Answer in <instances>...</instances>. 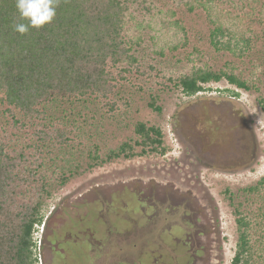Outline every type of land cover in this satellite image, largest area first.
<instances>
[{
	"label": "rangeland",
	"instance_id": "1",
	"mask_svg": "<svg viewBox=\"0 0 264 264\" xmlns=\"http://www.w3.org/2000/svg\"><path fill=\"white\" fill-rule=\"evenodd\" d=\"M230 2L240 7L239 14L248 13L247 25L257 37L244 61L214 50L209 36L213 28L202 10L188 12L179 0H156L157 11L174 15L162 27L150 17V26L145 21L143 29L127 26L124 40L132 46L136 64L129 66L130 73L118 72L122 78H117L111 99L65 103L51 111L72 129L80 126L84 144H95L100 156L134 142V126L140 122L162 133L164 154L119 159L92 169L82 159V148L74 146L73 154L82 162L80 173L53 189L41 213L43 221L49 217L56 235L64 223L58 226L59 218L65 221L66 216L51 219L55 208L74 219L87 213L94 222L99 219L94 234L98 241L89 238L84 264H134L147 243L153 246L147 249L152 264H179V258L192 252L197 254L195 264H230L237 231L225 191L236 193L264 176V114L257 94L224 81L204 85L203 92L188 97L167 80L204 63L218 70L233 61L247 70L253 60L264 68V0L250 5ZM227 6L223 10L231 9ZM175 21L183 33L171 26ZM43 229L41 223L34 235L38 264L74 263L67 253L55 252L47 239L40 249ZM199 229L204 233L195 239ZM261 237L255 231L258 249H263ZM67 239L58 237L56 242ZM255 260L264 264L260 257Z\"/></svg>",
	"mask_w": 264,
	"mask_h": 264
},
{
	"label": "trees",
	"instance_id": "2",
	"mask_svg": "<svg viewBox=\"0 0 264 264\" xmlns=\"http://www.w3.org/2000/svg\"><path fill=\"white\" fill-rule=\"evenodd\" d=\"M179 1L188 12H204L213 28L209 36L215 51L241 62L250 56L257 37L247 25L248 13L239 14L237 4L230 0ZM239 1L244 5L258 3ZM155 2L59 0L51 24L21 35L14 31V24L27 21L20 20L15 0H0V109L4 119L0 121V264H38L34 235L41 223L47 229L49 220L47 217L43 221L42 208L53 189L64 186L82 167L73 154L75 145L82 148V159L89 169L119 159L165 153L160 129L140 122L134 126V142H124L100 156L95 144H84L80 126L72 129L51 112L65 103L111 99L117 78H122L118 72L130 73L129 66L136 64L130 55L132 46L124 40L130 28L127 26L133 23L134 29H143L145 21L150 26V17L162 27L174 15L157 11ZM227 3L231 9L225 11L223 5ZM171 26L183 33L180 22H171ZM250 63L247 70H241L233 61L225 62L218 70L204 63L167 80L188 97L203 92L204 85L224 81L238 90L257 94V106L264 114V68L253 60ZM109 109L113 110V105ZM225 194L237 231L230 264H255L256 257L264 260V176L236 193L227 189ZM88 215L90 231L97 234V225ZM74 228L65 227L69 232ZM255 231L262 233L258 243L263 249L254 243ZM56 239L53 234L48 241ZM146 246L153 248L149 243ZM147 249L140 252L134 264H152ZM192 253L179 258V264H195L197 254ZM73 256L75 262L67 264H84L87 260L81 248H76Z\"/></svg>",
	"mask_w": 264,
	"mask_h": 264
},
{
	"label": "flooded vegetation",
	"instance_id": "3",
	"mask_svg": "<svg viewBox=\"0 0 264 264\" xmlns=\"http://www.w3.org/2000/svg\"><path fill=\"white\" fill-rule=\"evenodd\" d=\"M52 218L54 219L60 215H65V221L63 220V218H59V222H58V226H60L62 224V226H60L59 230H58V234L56 235L55 231H53V228L50 226L51 224L49 223L47 226V229L43 230V239L40 243V249H42L45 240H48V232L50 230H52V234H55V236L60 237V239L62 240V238L66 237L68 238L67 240H65L64 242H51L49 241V244L51 246H53V250L57 253H61V254H65L67 253V258L71 259L70 257H72V261L75 262V257L73 256L74 252H76V248H81L84 250V253L87 255L86 249L89 247V238L92 237V239L97 240L96 238H94V234L93 232H91L89 226H88V220H89V215L87 214H83V215H76L77 218L74 219L73 215L70 214H66L65 212H59V208H55L54 211L51 213ZM87 220V221H85ZM99 219H96L95 222L98 223V225L100 224V222L98 221ZM76 224V225H75ZM67 225H71V226H75V228L73 229L74 231L69 232L68 230L65 229V227ZM100 226V225H99ZM197 234L195 235V239L199 238V236H202L201 234L204 233L203 231H201L200 229L197 230ZM200 233V234H198ZM98 241V240H97ZM188 241H190L188 239ZM192 241V240H191ZM56 243V244H55ZM55 245V246H54ZM190 245L192 246L193 243L191 242ZM66 247V248H63ZM201 248V247H200ZM203 249V247H202ZM62 256V255H61ZM77 261V259H76Z\"/></svg>",
	"mask_w": 264,
	"mask_h": 264
},
{
	"label": "clouds",
	"instance_id": "4",
	"mask_svg": "<svg viewBox=\"0 0 264 264\" xmlns=\"http://www.w3.org/2000/svg\"><path fill=\"white\" fill-rule=\"evenodd\" d=\"M59 0H15V7L21 21L14 24V31L21 35L31 28L40 29L51 24L56 15Z\"/></svg>",
	"mask_w": 264,
	"mask_h": 264
}]
</instances>
